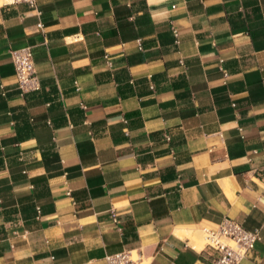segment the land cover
I'll list each match as a JSON object with an SVG mask.
<instances>
[{
  "label": "crops",
  "instance_id": "obj_1",
  "mask_svg": "<svg viewBox=\"0 0 264 264\" xmlns=\"http://www.w3.org/2000/svg\"><path fill=\"white\" fill-rule=\"evenodd\" d=\"M224 219L264 264V0H0V264H213L177 233Z\"/></svg>",
  "mask_w": 264,
  "mask_h": 264
},
{
  "label": "built area",
  "instance_id": "obj_2",
  "mask_svg": "<svg viewBox=\"0 0 264 264\" xmlns=\"http://www.w3.org/2000/svg\"><path fill=\"white\" fill-rule=\"evenodd\" d=\"M6 4H27L30 9L37 12V0H4ZM42 30V24L38 25ZM175 38V44H179L177 28H171ZM138 49L141 50V42L137 41ZM10 55L14 64L18 88L22 95L37 92L41 89V82L37 75L32 47H24L11 50ZM106 63L112 66L109 56ZM169 140V138H167ZM114 220L116 218L114 216ZM203 233L204 246L215 252L213 264H241L247 253L254 250L261 240L260 231H248L238 222L224 219L217 228L201 231ZM106 264H147V260L137 251H125L118 254L107 255Z\"/></svg>",
  "mask_w": 264,
  "mask_h": 264
},
{
  "label": "bare ground",
  "instance_id": "obj_3",
  "mask_svg": "<svg viewBox=\"0 0 264 264\" xmlns=\"http://www.w3.org/2000/svg\"><path fill=\"white\" fill-rule=\"evenodd\" d=\"M181 232H178L177 234H178V237L179 236H181V237H186V238H188L189 239V241H190V245L194 248V249H196V250H201V248L204 246V245H202V243H199V242H197V238H196V236H194V233H192V232H182V230H180ZM180 237V238H181ZM184 238H181V239H184ZM185 238V239H186Z\"/></svg>",
  "mask_w": 264,
  "mask_h": 264
},
{
  "label": "rangeland",
  "instance_id": "obj_4",
  "mask_svg": "<svg viewBox=\"0 0 264 264\" xmlns=\"http://www.w3.org/2000/svg\"><path fill=\"white\" fill-rule=\"evenodd\" d=\"M192 233H193V232H192ZM194 236H196V238H197V242L202 243V245L205 244L204 239H203V233H202L201 231H199V232H195V233H194Z\"/></svg>",
  "mask_w": 264,
  "mask_h": 264
}]
</instances>
